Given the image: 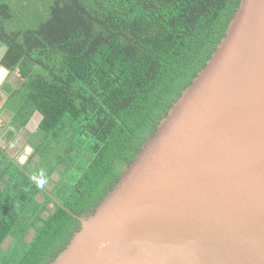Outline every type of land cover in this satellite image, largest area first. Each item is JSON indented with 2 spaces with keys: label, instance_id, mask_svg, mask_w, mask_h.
Listing matches in <instances>:
<instances>
[{
  "label": "trees",
  "instance_id": "obj_1",
  "mask_svg": "<svg viewBox=\"0 0 264 264\" xmlns=\"http://www.w3.org/2000/svg\"><path fill=\"white\" fill-rule=\"evenodd\" d=\"M241 2L0 0V66L15 77L0 98L7 144L43 116L26 164L0 145V264L62 254L81 229L76 216L93 214L120 182Z\"/></svg>",
  "mask_w": 264,
  "mask_h": 264
},
{
  "label": "water",
  "instance_id": "obj_2",
  "mask_svg": "<svg viewBox=\"0 0 264 264\" xmlns=\"http://www.w3.org/2000/svg\"><path fill=\"white\" fill-rule=\"evenodd\" d=\"M76 218L52 264H264V0H242L120 182Z\"/></svg>",
  "mask_w": 264,
  "mask_h": 264
},
{
  "label": "flooded vegetation",
  "instance_id": "obj_3",
  "mask_svg": "<svg viewBox=\"0 0 264 264\" xmlns=\"http://www.w3.org/2000/svg\"><path fill=\"white\" fill-rule=\"evenodd\" d=\"M0 68H1V66H0ZM3 72L4 71L2 69H0V98L4 94V86H5V84L14 85V82H15V80L13 82H10L9 80H10L11 76H9V74L8 75H4ZM12 77H13V75H12ZM2 106H3V102L2 103L0 102V114H1ZM0 124H5V121L1 118V116H0ZM8 124L9 123L5 124V126H2L0 128V145L2 146V148H4L7 151L9 156H11L12 158H15L18 161L19 164L24 165V164L27 163V161L30 160V158H32V156L34 154V152H33L34 149L29 144H26V142L24 140L19 142L18 141L19 140L18 137L15 139V141L13 143L7 144V142H6L5 138H4V136H5L4 130L8 126ZM16 144L23 145V148H21V150H20V152H18V154H20L21 152H24V154L22 156H24L27 160L24 159V160H22L23 161L22 162L19 159L18 154H16V152H15L16 148L14 147V145H16Z\"/></svg>",
  "mask_w": 264,
  "mask_h": 264
},
{
  "label": "rangeland",
  "instance_id": "obj_4",
  "mask_svg": "<svg viewBox=\"0 0 264 264\" xmlns=\"http://www.w3.org/2000/svg\"><path fill=\"white\" fill-rule=\"evenodd\" d=\"M3 48H0V59H1V57H2V55H3ZM1 69V68H0ZM4 73V72H3ZM4 75H5V73H4ZM15 80V77L13 76H11L10 77V82H13ZM2 109V108H1ZM0 116H1V118L5 121V124H7V123H9V121H10V118H9V115L6 113V112H1V114H0ZM40 116H39V114H36V115H34V117L32 118V120L30 121V123L27 125V127L25 128V129H23L22 131H21V133L18 135V138H19V142H21L22 140H24L25 142H26V144H29L30 145V143H29V136L31 135V134H33V133H35L36 132V130H37V124H38V122L40 121ZM5 124H0V128L2 127V126H5ZM24 142V143H25ZM31 146V145H30ZM14 147L16 148V154H18V152H20V150H21V148H23V145H18V144H16V145H14ZM32 147V146H31ZM28 150V149H27ZM29 151V150H28ZM30 152V151H29ZM24 154V152H21L20 154H18V157H19V159L22 161V160H27L24 156H22ZM35 160H38L37 159V157L35 158ZM23 162V161H22ZM28 162V161H27ZM59 179V176H58V174H55L54 176H53V181H57ZM41 199V198H40Z\"/></svg>",
  "mask_w": 264,
  "mask_h": 264
},
{
  "label": "crops",
  "instance_id": "obj_5",
  "mask_svg": "<svg viewBox=\"0 0 264 264\" xmlns=\"http://www.w3.org/2000/svg\"><path fill=\"white\" fill-rule=\"evenodd\" d=\"M3 54H4V50H3ZM3 56V55H2ZM2 58V57H1ZM1 60V59H0Z\"/></svg>",
  "mask_w": 264,
  "mask_h": 264
}]
</instances>
